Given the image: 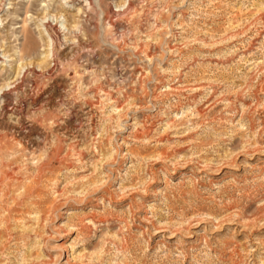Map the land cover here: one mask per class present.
I'll use <instances>...</instances> for the list:
<instances>
[{"label":"rangeland","instance_id":"rangeland-1","mask_svg":"<svg viewBox=\"0 0 264 264\" xmlns=\"http://www.w3.org/2000/svg\"><path fill=\"white\" fill-rule=\"evenodd\" d=\"M27 1L0 0V264H264V0Z\"/></svg>","mask_w":264,"mask_h":264},{"label":"bare ground","instance_id":"bare-ground-1","mask_svg":"<svg viewBox=\"0 0 264 264\" xmlns=\"http://www.w3.org/2000/svg\"><path fill=\"white\" fill-rule=\"evenodd\" d=\"M69 2H71L72 0H68ZM28 2V4H29V2H30V0H28L27 1ZM45 2V1H44ZM52 3V2H51ZM90 4V7L92 6L91 5V3H89ZM1 5V4H0ZM45 6H46V9H48L49 8V3H47V2H45ZM1 7H2V5H1ZM27 9H28V7H27ZM14 15V14H13ZM47 16H45V17H43L42 19H41V21H44V22H46V21H48L49 20V17H47ZM24 25V24H23ZM51 24H50V22L48 21L46 24H44L43 26H45L46 27V31L48 32L49 31V27H51L50 26ZM11 26H13V25H11ZM66 27V26H65ZM23 29H24V31H23V33L25 32V33H27V35H28V32H29V37H30V35H31V33H33V31H32V29H30V27H29V24L27 23V20L25 21V25H24V27H23ZM58 29V28H57ZM59 29H64V26H63V24H61L60 25V28ZM66 29V28H65ZM59 32V31H58ZM24 33V34H25ZM33 35H34V33H33ZM23 36V35H22ZM48 36H49V39H50V41L49 42H51V45H52V52H51V55L54 57V44H55V40H54V38L52 37V35L50 34V32H48ZM27 37V36H26ZM25 38V37H24ZM33 39V38H32ZM29 41V40H28ZM27 42V41H26ZM28 45H30V43H27ZM25 46V45H24ZM29 47V46H28ZM18 48H20V47H18ZM17 48V49H18ZM14 55H15V57H13L14 58V60H16V62H19V66H21V67H19L18 68V72H17V76H20L27 68V64H24L23 63V59L25 58H23V54H22V51H21V49H18L17 51H15L14 52ZM55 68V67H54ZM29 74V73H28ZM24 77V76H23ZM16 80V79H15ZM26 80V79H25ZM19 84H20V82H19ZM22 84V83H21ZM10 86V85H9ZM6 87V85H4V86H2V88H1V91H3V89ZM6 90H4L3 91V94H2V96H1V98H0V101H2V102H6V104L4 105V107H5V109L6 110H8V111H10V113L11 114H13V115H17V116H21V114H22V109L24 108H22V106H20V104H18V103H16V104H10L11 102H9V96H10V93L11 92H5ZM9 91V90H8ZM18 91V90H17ZM14 92V91H13ZM1 102V103H2ZM9 108V109H8ZM16 116V117H17ZM20 119V118H19Z\"/></svg>","mask_w":264,"mask_h":264}]
</instances>
